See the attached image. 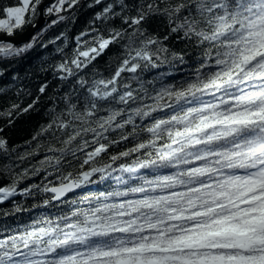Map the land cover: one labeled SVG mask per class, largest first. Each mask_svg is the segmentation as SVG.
I'll return each instance as SVG.
<instances>
[{
	"label": "snow or ice",
	"instance_id": "6c2138e0",
	"mask_svg": "<svg viewBox=\"0 0 264 264\" xmlns=\"http://www.w3.org/2000/svg\"><path fill=\"white\" fill-rule=\"evenodd\" d=\"M0 109V264H264V0H0Z\"/></svg>",
	"mask_w": 264,
	"mask_h": 264
},
{
	"label": "trees",
	"instance_id": "16d2710c",
	"mask_svg": "<svg viewBox=\"0 0 264 264\" xmlns=\"http://www.w3.org/2000/svg\"><path fill=\"white\" fill-rule=\"evenodd\" d=\"M85 29H87V20L85 18V15H82L81 13H77L75 19L72 22L61 24L58 28L54 29L52 32L46 34L43 37V39L46 42L49 39H55L56 36L66 33L69 38V48L67 49V51H70L71 48L75 46V37L78 36L80 32ZM88 39L91 38L89 37ZM49 48L51 49L52 53L55 54V49L52 48L51 45L49 46ZM58 59H59L58 56H55V58L49 56L48 60L42 63V67L40 63H34L29 65L25 69V72L27 73V76L29 78L28 80L25 81V83L28 85V88L34 91L40 81H45V82L51 81L52 86L54 88H60L61 85L59 84V82L53 80L51 67H50L52 64L58 62ZM108 62H109V57L106 56L104 60L100 61L99 65L97 66L98 70L101 72L105 71ZM0 111H2V109H0ZM36 130L39 131V128L37 127ZM25 139H31V135H26L24 138L17 139L16 143L23 145L25 143ZM21 151H24V149L22 148ZM33 163H36V161L27 163L25 166L31 167ZM9 207H11V205H9Z\"/></svg>",
	"mask_w": 264,
	"mask_h": 264
}]
</instances>
